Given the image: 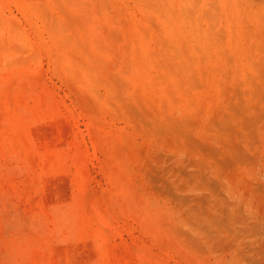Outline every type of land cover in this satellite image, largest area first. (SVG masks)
<instances>
[{
	"label": "rangeland",
	"instance_id": "374dc122",
	"mask_svg": "<svg viewBox=\"0 0 264 264\" xmlns=\"http://www.w3.org/2000/svg\"><path fill=\"white\" fill-rule=\"evenodd\" d=\"M0 264H264V0H0Z\"/></svg>",
	"mask_w": 264,
	"mask_h": 264
}]
</instances>
